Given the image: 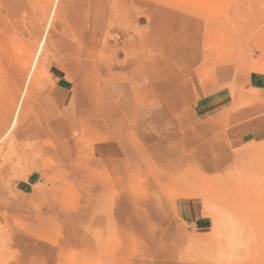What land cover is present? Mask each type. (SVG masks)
Returning a JSON list of instances; mask_svg holds the SVG:
<instances>
[{"label": "rangeland", "instance_id": "obj_1", "mask_svg": "<svg viewBox=\"0 0 264 264\" xmlns=\"http://www.w3.org/2000/svg\"><path fill=\"white\" fill-rule=\"evenodd\" d=\"M0 264H264V0H0Z\"/></svg>", "mask_w": 264, "mask_h": 264}, {"label": "crops", "instance_id": "obj_2", "mask_svg": "<svg viewBox=\"0 0 264 264\" xmlns=\"http://www.w3.org/2000/svg\"><path fill=\"white\" fill-rule=\"evenodd\" d=\"M66 83L60 82L57 87V96L58 98L62 99V97L65 95V91L67 89ZM120 138L123 140V143H120L117 138ZM61 149L64 151V153H67V148L65 146L61 145ZM92 153L94 154V157L101 161H107L111 163H115L119 160H126L129 157V148H128V142L125 141L121 136L118 134H114L112 137L108 139H98L93 142L91 146ZM40 176L37 172H31L26 180L25 183L27 186H32L39 182Z\"/></svg>", "mask_w": 264, "mask_h": 264}]
</instances>
